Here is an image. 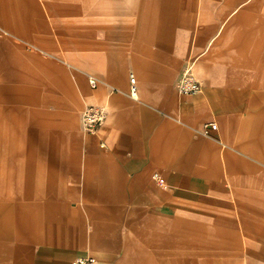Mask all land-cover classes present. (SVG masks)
I'll list each match as a JSON object with an SVG mask.
<instances>
[{
  "label": "crops",
  "instance_id": "1",
  "mask_svg": "<svg viewBox=\"0 0 264 264\" xmlns=\"http://www.w3.org/2000/svg\"><path fill=\"white\" fill-rule=\"evenodd\" d=\"M70 2L0 0V77L33 76L62 45L97 83L87 106L108 112L102 128L82 130L61 192L0 232V264H264V0H174L150 37L118 44L138 47L102 59L97 0ZM192 63L200 90L188 96L177 84ZM34 116L43 143L63 138ZM5 149L0 159L12 155Z\"/></svg>",
  "mask_w": 264,
  "mask_h": 264
},
{
  "label": "rangeland",
  "instance_id": "2",
  "mask_svg": "<svg viewBox=\"0 0 264 264\" xmlns=\"http://www.w3.org/2000/svg\"><path fill=\"white\" fill-rule=\"evenodd\" d=\"M50 1L54 6L73 5L72 0ZM173 1L97 0V12L93 15L97 18L98 39L108 43L98 46V57L102 59L112 48L117 53L118 49L138 47L118 44L125 39L150 37L155 21L168 11ZM165 4L167 8L163 7ZM62 12L57 10L55 15H49L51 35L57 42L56 25L61 21L59 13ZM93 15L85 14L88 24ZM45 52L41 56L49 62L35 61L33 76L0 77V122L2 129L7 126L0 145L5 146V151H12L11 156L0 159V232L6 235L20 213L35 215L39 203L58 195L61 192L58 185L72 177V166L81 150V115L95 90L89 85V71L75 69L71 51L62 45H51ZM1 73L16 72L3 70ZM39 113L48 116L46 126L49 124V129L58 131L63 137L61 140L43 143L36 128L39 120L34 116ZM14 123L23 127L22 134L15 135ZM3 139L16 141L2 142Z\"/></svg>",
  "mask_w": 264,
  "mask_h": 264
},
{
  "label": "built area",
  "instance_id": "3",
  "mask_svg": "<svg viewBox=\"0 0 264 264\" xmlns=\"http://www.w3.org/2000/svg\"><path fill=\"white\" fill-rule=\"evenodd\" d=\"M193 63L188 64L179 79L177 89L181 94L193 95L200 90V84L193 78ZM90 85L95 88L97 83L94 79H90ZM137 93L136 79L135 77L130 78V94L134 98ZM108 119L107 110L99 105L87 106L81 115V127L86 133H93L99 128H102ZM217 130V125L211 123L205 126L204 134L209 136L211 131ZM154 181L158 185H165V181L158 174L154 175ZM72 264H96V259L93 257L79 258L76 259Z\"/></svg>",
  "mask_w": 264,
  "mask_h": 264
}]
</instances>
